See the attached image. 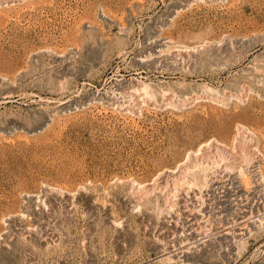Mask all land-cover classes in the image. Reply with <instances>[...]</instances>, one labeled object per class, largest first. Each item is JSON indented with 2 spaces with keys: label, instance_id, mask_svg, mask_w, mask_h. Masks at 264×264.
<instances>
[{
  "label": "rangeland",
  "instance_id": "rangeland-1",
  "mask_svg": "<svg viewBox=\"0 0 264 264\" xmlns=\"http://www.w3.org/2000/svg\"><path fill=\"white\" fill-rule=\"evenodd\" d=\"M0 264H264V0H0Z\"/></svg>",
  "mask_w": 264,
  "mask_h": 264
},
{
  "label": "bare ground",
  "instance_id": "bare-ground-1",
  "mask_svg": "<svg viewBox=\"0 0 264 264\" xmlns=\"http://www.w3.org/2000/svg\"><path fill=\"white\" fill-rule=\"evenodd\" d=\"M150 89H151V88H150ZM146 91H147V90H146ZM145 93H146V92H145ZM148 93H150V92H148ZM150 96H151V95H150ZM217 144H218V143H217ZM241 146H242V149H243V150H244V149L247 150L248 147H249V145H245V144H241ZM221 147H222V146H221ZM217 148H220V147L217 146ZM217 148H216V149H217ZM230 149H231V148H230ZM199 150H200V149H199ZM224 151H225V149H224ZM231 152H232V151H231ZM233 152H234V151H233ZM243 152H244V151H243ZM253 152H254V151H253ZM253 152H251V149H250V150L248 151V153H247V152H246V153L249 155L250 153L253 154ZM237 153H238V152H237ZM204 154H205V153H204ZM194 157H195V156H194ZM224 157H225V156H224ZM245 157L248 159L249 156H245ZM250 157H252V156H250ZM250 157H249V158H250ZM209 158H210V157H209ZM246 158H245V159H246ZM198 159H199V158H198ZM198 159L196 158V160H198ZM250 159H251V158H250ZM193 160H195V159H193ZM196 160H195V162H197ZM223 160H224V158H223ZM229 160H230V159H229ZM198 161H199V160H198ZM208 161H210V160H208ZM208 161H207V162H208ZM226 161H227V160H226ZM248 161H249V160H248ZM192 162H193V161H192ZM190 163H191V162H190ZM208 163H209V162H208ZM210 163H211V162H210ZM250 163H251V162H250ZM193 164H194V162H193ZM199 164H200V163H199ZM224 164H226V165H225V166H226V170H227L228 168L233 169V168H237V167H239V166H237V164H235V163H234L233 165H231V164H228V163L224 162ZM204 165H205V164H204ZM188 166H190V165H188ZM192 166H193V165H192ZM194 166H195V165H194ZM194 166H193V168H194ZM201 166H202V165H201ZM225 166H224V167H225ZM212 167H213V166H212ZM216 167H217V166H216ZM186 168H187V167H186ZM210 168H211V167H210ZM238 169H240V167H239ZM226 170H225V171H226ZM255 170H257V169H253V171H255ZM228 171H229V172L226 174V175L229 177L228 181H231L232 184H233L234 182L237 183L236 178H235V177H232V175H233V174H231L232 171H230V170H228ZM233 171H234V170H233ZM247 171H248V168L243 169V168L241 167L240 175L243 176V177H244L245 175L247 176ZM206 172H207V171H206ZM248 172H251V170L248 171ZM215 173H216V172H215ZM217 173H218V172H217ZM256 173H257V171H256ZM256 173H255V174H256ZM251 174H252V173H251ZM255 174L253 173L254 176H255ZM236 175H237V174H236ZM198 177H199V176H198ZM216 177H217V176H216ZM219 178H221V177H219ZM184 180H185V179H184ZM202 180H203V179H202ZM214 180H216V179H214ZM214 180H213V184H212L213 186H214L215 184L217 185V184L220 183L219 181H214ZM217 180H218V178H217ZM226 180H227V179H226ZM256 180H257V179H256ZM198 181H199V180H198ZM177 182H178V181H177ZM180 182H181V181H180ZM186 182H187V181H186ZM226 182H227V181H226ZM240 182L243 184L242 179H240ZM190 183H191V182H189V184H190ZM192 183H194V182H192ZM241 183H240V184H241ZM244 183H245V181H244ZM184 184H185V182H184ZM184 184H183V185H184ZM186 184H187V183H186ZM200 184H201V183H200ZM242 184H241V185H242ZM191 185H192V184H191ZM224 185H225V184H224ZM244 185H246V184H244ZM187 186H188V185H187ZM204 186H205V185H204ZM220 186H221V185H220ZM222 186H223V185H222ZM176 187H177V186H176ZM180 187H181V186H180ZM217 187H218V186H217ZM189 188H192V186H190ZM195 188H196V187H195ZM235 188H236V187H235ZM244 188H245V187H244ZM175 189H176L177 192H178V188H175ZM236 189H237V190H236ZM236 189H235V190H236V193L240 195V192H241V190H242L241 186L238 185ZM179 192H180V191H179ZM179 192H178V193H179ZM175 194H176V193H175ZM193 194H194V193H193ZM241 195H242V194H241ZM220 196H221V195H220ZM242 196H243V195H242ZM240 197H241V196H240ZM185 200H186V199H185ZM213 201H214V200H213ZM238 202H239V201H238ZM181 203H182V202H181ZM184 205H185V203H184ZM246 205H247V204H246ZM174 206H175V205H174ZM185 206H186V205H185ZM185 206H184V207H185ZM186 207H189V205H187ZM198 207H199V206H198ZM218 207H219V206H218ZM187 210H188V212H189V211H192V209H191L190 207L187 208L186 211H187ZM197 211H198V210H196L195 212H197ZM184 212H185V210H184ZM209 212H210V211H209ZM209 212H208V213H209ZM212 212H213V211H211L210 213H212ZM215 212H216V210H215ZM191 213H192V212H191ZM206 213H207V212H206ZM210 213H209V215H210ZM185 214H186V213H185ZM195 214H196V213H195ZM189 215H190V214H189ZM224 215H225V214H224ZM190 217H191V215H190ZM214 217H215V216H214ZM220 217H221V215H220ZM229 218H230V217H229ZM221 219H222V217H221ZM247 219H248V218H247ZM258 219H259V218H258ZM227 220H228V219H227ZM169 221H170V220H169ZM227 222H228V221H227ZM241 222H242V221H241ZM191 223H192V222H191ZM246 223H247V222H246ZM220 225H221V224H220ZM227 225H228V224H227ZM242 225H244V223H243ZM233 226H234V225H233ZM169 227H170V226H169ZM238 227H239V226H238ZM245 227H246V226H245ZM247 227H248V225H247ZM242 228H244V227H242ZM244 229H245V228H244ZM225 230H226V229H225ZM233 230H234V229H233ZM218 231H219V230H218ZM220 231H221V230H220ZM177 232H178V231H177ZM224 232H225V231H224ZM224 232H223V233H224ZM226 233H227V232H226ZM230 233H231V232H230ZM220 234H221V233H220ZM222 235H223V234H222ZM226 235H228V234H226ZM177 237H178V236H177ZM184 242H185V241H184ZM180 246H181V245H180ZM171 254H172V253H171ZM168 258H170V261H171V257H168ZM172 259H173V257H172ZM167 261H169V259H168Z\"/></svg>",
  "mask_w": 264,
  "mask_h": 264
}]
</instances>
